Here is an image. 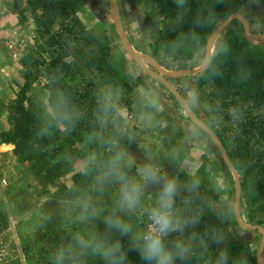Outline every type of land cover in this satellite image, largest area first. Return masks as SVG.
<instances>
[{
	"label": "rangeland",
	"instance_id": "obj_1",
	"mask_svg": "<svg viewBox=\"0 0 264 264\" xmlns=\"http://www.w3.org/2000/svg\"><path fill=\"white\" fill-rule=\"evenodd\" d=\"M108 4L0 0V264H99L104 260L90 251L77 249L63 261L57 255L75 247L76 233L107 242L119 239L103 223L113 212L135 229L146 227L144 209L154 204L156 189H145L142 208L119 212L120 185L113 180L102 189L98 185L111 152L96 133L117 140L128 154L129 176L153 163L182 185L198 182L199 224L169 238L184 239L193 248V255L177 264H214L221 250L228 252L229 264L245 259L252 264L261 234L237 225L232 173L214 141L190 121L175 96L125 53ZM118 9L134 48L167 70L199 69L209 37L232 13L246 18L250 32L264 33V0H118ZM213 51L206 76L166 79L223 142L241 181L242 220L264 227L263 139L254 132L243 134L239 126L263 120L264 91L254 81L252 66L264 69V42L246 38L233 20ZM243 57L252 63L245 65ZM252 79L257 85L250 84ZM110 92L118 97L119 115L104 116L102 127L100 109ZM153 99L157 108L148 106ZM21 119L30 123L35 138L19 153L2 140ZM93 155L96 164L89 163ZM87 200L99 216L81 221L80 206ZM217 235L222 243L214 242Z\"/></svg>",
	"mask_w": 264,
	"mask_h": 264
},
{
	"label": "clouds",
	"instance_id": "obj_2",
	"mask_svg": "<svg viewBox=\"0 0 264 264\" xmlns=\"http://www.w3.org/2000/svg\"><path fill=\"white\" fill-rule=\"evenodd\" d=\"M182 4L183 0H179ZM213 43L208 45L211 55H215ZM221 51L226 53V49ZM204 68L208 63L203 64ZM195 101L196 93L189 94ZM118 99L115 93H108L103 97L100 109V123L103 127L104 116L108 114L119 115V110L115 105ZM151 108L158 107V101L153 99L148 105ZM94 137L108 147L111 156L104 163L98 177V185L102 189L103 185L113 180L120 185L119 198L116 201V209L123 213H132L142 208V197L148 186L156 189L154 204L144 209L147 217L146 227L135 229L134 226L125 220L117 212L104 217L103 223L109 232L119 233L121 237H129V250L135 251L140 259L146 264H177V261H184L193 255V248L190 242L184 239L169 238L174 234H183L190 226L199 224L201 211L195 200L199 184L196 180H190L181 184L176 176H170L153 163H146L137 169L136 176H129L125 169L129 164L128 154L119 147L115 139H105L102 133L94 134ZM96 164V157L93 155L89 162ZM179 200V203H178ZM99 216V211L94 207L91 200H87L80 206L79 218L87 221L89 218ZM75 247L61 249L57 259L63 261L66 257L72 256L77 249L80 253L90 251L92 255L103 259L106 264H128L127 253L120 240L107 242L105 239L95 234L85 236L76 233L73 237ZM214 242L222 243V237L217 235ZM214 264H229V255L226 250H221ZM243 264H247L245 259Z\"/></svg>",
	"mask_w": 264,
	"mask_h": 264
},
{
	"label": "water",
	"instance_id": "obj_3",
	"mask_svg": "<svg viewBox=\"0 0 264 264\" xmlns=\"http://www.w3.org/2000/svg\"><path fill=\"white\" fill-rule=\"evenodd\" d=\"M108 11L109 15L114 27V30L117 34V37L125 51V53L148 75L158 80L162 83L176 98L180 107L182 108L184 114L190 119V121L199 127L202 131L210 136V138L214 141L217 146L219 153L223 159L224 164L228 168V170L232 173L235 181V195H234V216L237 222V225L246 231H259L261 234V240L259 243V247L257 249L255 260L256 264H264L262 259V253L264 250V227L262 225H252L247 224L242 220L240 213V193H241V181L238 175V172L233 165L232 161L229 158V155L223 145V142L218 137V135L213 131L211 127L201 121L187 106L185 100L183 99L182 94L179 90L166 78L170 76H187V77H195L207 70L211 60V54L208 50V45L212 44V38L215 37V41L219 35L231 24L233 20H237L243 27L244 35L246 38L254 41V42H264V33L256 34L250 32L249 25L247 23L246 18L241 15V13H232L228 18H226L211 34L207 41V45L205 48L204 61L199 69H177V70H167L160 68L157 62L148 54L142 53L134 48L132 45L120 18V12L118 9V0H108ZM214 46V45H213ZM207 62L208 67L204 68L203 64ZM147 63L150 64L154 69H151L147 66Z\"/></svg>",
	"mask_w": 264,
	"mask_h": 264
},
{
	"label": "trees",
	"instance_id": "obj_4",
	"mask_svg": "<svg viewBox=\"0 0 264 264\" xmlns=\"http://www.w3.org/2000/svg\"><path fill=\"white\" fill-rule=\"evenodd\" d=\"M237 3H243L246 2L248 0H234ZM47 8L50 7V4L47 3L45 5ZM186 19V17H183L179 20V25H183L184 20ZM244 59V64L245 65H250L252 63V61H250V57H243ZM253 71L256 72V74L254 75V81L258 83V85L253 81H251L250 84L252 85H257V86H261L260 89H263L262 91H264V69H262L261 71L258 70V66H252ZM211 68H208L204 73L201 74V76H206V74L210 71ZM258 89V92L259 90ZM250 93H254V90H252V92ZM238 108V105L236 106V109ZM238 111V110H237ZM238 113V112H237ZM30 123L26 120H16L15 124H13V128L6 132L4 134V138L2 140V142H7V143H13L15 146V151L16 152H23L25 150H28L31 147V143L34 140V132L33 129L30 127L29 125ZM239 126L242 128V133L243 134H248V136L253 135L254 134H258L262 139V143L261 146L264 148V113H263V120H261L258 123H255L253 121H247L246 123H243L242 121L239 122ZM116 240H120L125 252L127 253V260H128V264H146V262L142 261L139 257V255L135 252V251H131L129 250L130 245L127 241V239H125L124 237H120L119 239H114L111 242H115ZM99 264H106L105 261H101ZM252 264H256V260L255 258L253 259Z\"/></svg>",
	"mask_w": 264,
	"mask_h": 264
}]
</instances>
